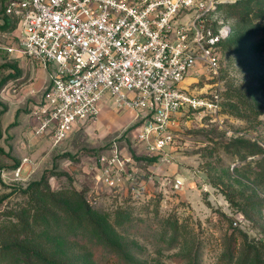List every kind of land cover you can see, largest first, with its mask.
Returning a JSON list of instances; mask_svg holds the SVG:
<instances>
[{
	"label": "rangeland",
	"instance_id": "374dc122",
	"mask_svg": "<svg viewBox=\"0 0 264 264\" xmlns=\"http://www.w3.org/2000/svg\"><path fill=\"white\" fill-rule=\"evenodd\" d=\"M210 17L229 25L227 46H219L216 72L202 69L184 85L199 97L216 92L219 99L213 110L174 119L164 156L147 154L134 137L142 120L108 99L94 122L56 145L50 136H33L34 111L44 102L49 77L0 48V213L23 203L18 188L44 175L53 189L71 183L81 190L101 216L124 214L129 225L116 226L112 236L136 264H253L240 236L264 240V164L258 161L264 115L253 111L264 110V47L246 37L257 19L239 21L222 7ZM2 18L0 6V43L15 46L16 24L2 27ZM113 142L131 159L130 177L116 189L97 182L93 168ZM24 157L16 179L12 171ZM163 177L179 178L182 186L161 185Z\"/></svg>",
	"mask_w": 264,
	"mask_h": 264
},
{
	"label": "built area",
	"instance_id": "2783aa9c",
	"mask_svg": "<svg viewBox=\"0 0 264 264\" xmlns=\"http://www.w3.org/2000/svg\"><path fill=\"white\" fill-rule=\"evenodd\" d=\"M222 0H3L1 13L14 20L15 46L3 45L42 66L49 77L44 102L34 111V136L53 145L94 122L101 103L135 112L142 120L135 139L149 155L164 156L170 127L183 113L209 111L219 94L199 97L184 85L202 69L216 72L217 46L229 25L207 23ZM22 158L12 174L19 177ZM130 157L118 142L94 162L95 180L116 189L129 179ZM179 178L161 185L182 186Z\"/></svg>",
	"mask_w": 264,
	"mask_h": 264
},
{
	"label": "trees",
	"instance_id": "16d2710c",
	"mask_svg": "<svg viewBox=\"0 0 264 264\" xmlns=\"http://www.w3.org/2000/svg\"><path fill=\"white\" fill-rule=\"evenodd\" d=\"M220 7L239 21L257 19L256 30L246 37L264 47V0L221 3L216 9ZM3 17L2 27L16 24ZM207 25L213 32L218 26L216 21ZM227 38L218 43V56L219 46L224 49ZM253 111L264 115V110ZM258 161L264 164V155ZM18 190L24 202L0 213V264H136L112 236L116 226L129 225V220L123 222L124 214H115L113 220L109 215L101 216L89 205L81 190L71 183L53 189L44 175ZM171 231L173 236L177 234V223ZM240 237L242 253L253 264H264V240L250 242L245 235Z\"/></svg>",
	"mask_w": 264,
	"mask_h": 264
},
{
	"label": "crops",
	"instance_id": "0c3cea01",
	"mask_svg": "<svg viewBox=\"0 0 264 264\" xmlns=\"http://www.w3.org/2000/svg\"><path fill=\"white\" fill-rule=\"evenodd\" d=\"M2 20V19H1ZM31 64H34V65H38V66H40L39 64H37V63H32V62H30ZM40 67H42V66H40ZM43 68V67H42ZM46 71V70H45ZM47 73V72H46ZM47 75H48V73H47ZM33 135V134H32ZM34 136V135H33Z\"/></svg>",
	"mask_w": 264,
	"mask_h": 264
}]
</instances>
